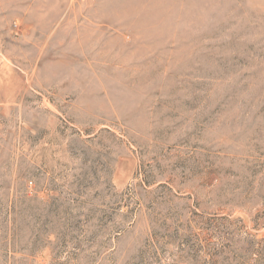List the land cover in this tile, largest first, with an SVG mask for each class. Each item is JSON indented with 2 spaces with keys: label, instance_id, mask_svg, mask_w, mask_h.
<instances>
[{
  "label": "rangeland",
  "instance_id": "374dc122",
  "mask_svg": "<svg viewBox=\"0 0 264 264\" xmlns=\"http://www.w3.org/2000/svg\"><path fill=\"white\" fill-rule=\"evenodd\" d=\"M0 264H264V0H0Z\"/></svg>",
  "mask_w": 264,
  "mask_h": 264
}]
</instances>
